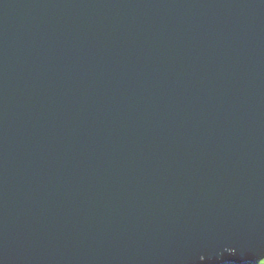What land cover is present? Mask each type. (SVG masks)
<instances>
[{"label":"water","instance_id":"1","mask_svg":"<svg viewBox=\"0 0 264 264\" xmlns=\"http://www.w3.org/2000/svg\"><path fill=\"white\" fill-rule=\"evenodd\" d=\"M264 0H0V264H258Z\"/></svg>","mask_w":264,"mask_h":264},{"label":"rangeland","instance_id":"2","mask_svg":"<svg viewBox=\"0 0 264 264\" xmlns=\"http://www.w3.org/2000/svg\"><path fill=\"white\" fill-rule=\"evenodd\" d=\"M218 264H231V263H218ZM258 264H264V258L261 259V260L258 262Z\"/></svg>","mask_w":264,"mask_h":264}]
</instances>
